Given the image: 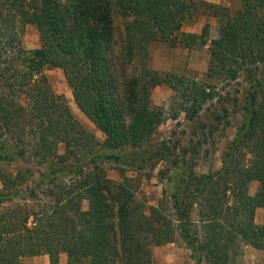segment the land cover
Here are the masks:
<instances>
[{"label": "trees", "instance_id": "obj_1", "mask_svg": "<svg viewBox=\"0 0 264 264\" xmlns=\"http://www.w3.org/2000/svg\"><path fill=\"white\" fill-rule=\"evenodd\" d=\"M235 1V10L209 5L219 27L206 78L183 88L184 76L153 70L147 60L155 42L205 41L208 24L201 35L181 32L195 0H0V264L37 255L60 264L61 254L66 264H152L153 247L177 240L197 264H232L241 244L264 250V224L255 221L256 209L264 211V0ZM27 25L39 34L35 50L22 44ZM129 64L138 70L129 73ZM47 66L63 71L102 142L50 88ZM239 81L241 121L221 167L197 173L188 166L170 176V213L163 200L149 206L135 178L113 181L101 168V160L120 156L97 154L90 144L140 148L165 122L164 109L152 104L156 86L168 84L195 102ZM195 106L184 108L188 119ZM25 137L30 151L19 146ZM27 152L31 168L2 169ZM253 181L259 186L251 195Z\"/></svg>", "mask_w": 264, "mask_h": 264}, {"label": "rangeland", "instance_id": "obj_2", "mask_svg": "<svg viewBox=\"0 0 264 264\" xmlns=\"http://www.w3.org/2000/svg\"><path fill=\"white\" fill-rule=\"evenodd\" d=\"M195 1L197 8L183 23L181 32L201 35L204 27L208 24V36L205 41L191 46L155 42L149 47L147 60L148 66L153 70L184 76L186 83L183 88L188 87L191 81L204 82L203 80L206 78L210 59L209 44L213 38L217 37L219 27L218 19L212 13L213 9L209 5H222L233 10L238 9L241 5L235 0ZM115 19L116 33L118 31L117 39L120 40L119 44H122V38L120 39L121 36H119L123 29L122 19L117 17ZM22 44L28 50H35L39 47V34L34 26L27 25L25 27ZM121 55L123 56V53ZM124 59L126 61L125 56ZM132 70H138L135 64L128 65L127 71L130 73ZM43 74L53 92L64 97L75 118L102 142L103 134L75 104L63 71L47 66L43 69ZM241 88L240 81L220 84L215 89L216 93L213 99L208 96L205 99L199 97L194 102V100L187 99L189 95L183 96L176 93L168 84L158 85L151 92V100L153 105L164 109L166 120L143 147H128L123 151H110L102 145L90 144V146L95 148L97 154H119L118 159L105 158L100 161V166L105 174L113 181H119L123 175L135 178L139 196L149 206H156L163 200L166 213H170L168 202L170 176L181 172L188 166H192L197 173H209L221 167L222 150L233 139L236 127L241 121L240 108L234 104ZM192 104L197 105L195 107L198 109V113L193 119H188L184 108L189 109ZM3 139L1 138V140ZM25 139L19 146L30 151L32 138L25 137ZM62 152L61 147L60 153ZM34 161L35 159L30 157V152H27L24 156L18 155L7 161L2 169L13 171L15 168H31ZM36 180L37 174L35 173L27 180V185ZM258 186L259 183L253 181L249 186V193L254 195ZM1 188L0 182V190ZM164 191H167L166 196ZM43 198V194H41L40 199ZM83 207L87 208L86 202L83 203ZM194 219H198L196 214H194ZM255 221L257 224H264L263 209H256ZM239 246V252L235 255L232 264H264V250H258L249 245L241 244ZM66 260V255L61 254L60 264H66ZM24 262L25 264H49V257L37 255L27 257ZM152 264L197 263L186 245L177 240L173 243L153 247Z\"/></svg>", "mask_w": 264, "mask_h": 264}]
</instances>
